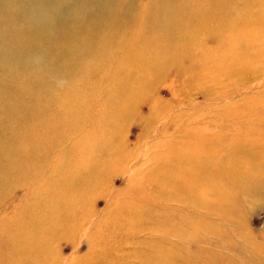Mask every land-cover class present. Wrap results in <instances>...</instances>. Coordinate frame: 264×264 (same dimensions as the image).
Here are the masks:
<instances>
[{"label":"rangeland","instance_id":"374dc122","mask_svg":"<svg viewBox=\"0 0 264 264\" xmlns=\"http://www.w3.org/2000/svg\"><path fill=\"white\" fill-rule=\"evenodd\" d=\"M28 84L0 264H264V0H0V100Z\"/></svg>","mask_w":264,"mask_h":264},{"label":"bare ground","instance_id":"6f19581e","mask_svg":"<svg viewBox=\"0 0 264 264\" xmlns=\"http://www.w3.org/2000/svg\"><path fill=\"white\" fill-rule=\"evenodd\" d=\"M116 5V4H115ZM168 5V4H167ZM173 6V5H172ZM206 6V5H205ZM156 7V6H155ZM166 7V6H165ZM117 8V7H116ZM168 8V7H167ZM169 9V8H168ZM166 10V9H165ZM118 11H119V9H118ZM121 11V10H120ZM168 11V10H167ZM179 11V10H178ZM122 12V11H121ZM169 12V11H168ZM204 12V11H203ZM120 13V12H119ZM167 13V12H166ZM187 13V12H186ZM168 14H170V13H168ZM204 14H206V13H204ZM164 15V14H163ZM82 16V15H81ZM171 17H172V15H171ZM163 18V17H162ZM161 18V19H162ZM176 18V17H175ZM167 19V18H166ZM155 20V19H154ZM154 20H153V22H154ZM168 20V19H167ZM156 21V20H155ZM159 21H161L160 19H159ZM158 21V22H159ZM162 21H163V19H162ZM161 21V22H162ZM170 21V20H169ZM137 22V21H136ZM157 22V23H158ZM199 22V21H198ZM140 23V22H139ZM112 24V23H111ZM150 24V23H149ZM148 24V25H149ZM158 24H160V23H158ZM167 25H168V23H167ZM188 25V24H187ZM244 25V24H243ZM162 26V25H161ZM87 27H89V26H87ZM86 27V28H87ZM111 27V26H110ZM79 28V27H78ZM94 28H95V26H94ZM98 29V28H97ZM159 29V28H158ZM178 29V28H177ZM191 30V29H190ZM252 30V29H251ZM71 31V30H70ZM77 31V30H76ZM79 31V30H78ZM72 33V32H71ZM70 33V34H71ZM75 33V32H74ZM241 33H243V32H241ZM259 33V32H258ZM79 34V33H78ZM184 34H186V32L184 33ZM237 34H239V33H237ZM77 35V34H76ZM96 35V34H95ZM91 36V35H90ZM93 36V35H92ZM97 36V35H96ZM106 36V35H105ZM104 36V37H105ZM183 36H185V35H183ZM189 36V35H188ZM187 36V37H188ZM263 37V36H262ZM51 38V37H50ZM106 38V37H105ZM189 39V38H188ZM109 40H110V38H109ZM49 41V40H48ZM47 40H46V42H48ZM53 40H51L50 42H52ZM96 41V40H95ZM15 42V41H14ZM80 42V41H79ZM104 42V41H103ZM253 42V41H252ZM40 43V42H39ZM44 43V42H43ZM53 43V42H52ZM92 43V42H91ZM81 44V43H80ZM100 44V43H99ZM46 45V44H45ZM77 45V44H76ZM76 45H75V48H76ZM79 45V44H78ZM77 45V46H78ZM92 45V44H91ZM104 45V44H103ZM102 44H101V48H104V47H102L103 46ZM47 46H48V44H47ZM50 46V45H49ZM48 46V47H49ZM53 46V45H52ZM44 47V46H43ZM90 47V46H89ZM91 47H93V46H91ZM46 48V47H45ZM51 48V47H50ZM74 48V47H73ZM81 48V47H80ZM85 48H87V47H85ZM95 47H93L92 49H94ZM90 49V48H89ZM89 49H88V51H89ZM65 49H63V51H64ZM76 50V49H75ZM82 50H83V48H82ZM91 50V49H90ZM45 51H47V50H45ZM51 51H53V49L51 50ZM67 51H69V50H67ZM66 51V52H67ZM74 51V50H73ZM78 51H80V50H78ZM88 51H86V52H88ZM92 51V50H91ZM94 51V50H93ZM102 51H103V49H102ZM101 51V52H102ZM147 51V50H146ZM38 52V51H37ZM56 52V51H55ZM59 52H61V50L59 51ZM62 53V52H61ZM64 53V52H63ZM63 53H62V55H63ZM77 53V52H76ZM92 53V52H91ZM96 53H97V50H96ZM47 54V53H46ZM66 54V53H65ZM71 54V53H70ZM74 54V53H73ZM73 54H71V55H73ZM79 54V53H78ZM90 54V53H89ZM93 54V53H92ZM95 54V53H94ZM98 54V53H97ZM131 54V53H130ZM130 54H129V56H130ZM61 55V54H60ZM59 55V56H60ZM75 55V54H74ZM76 56V55H75ZM81 56H82V54H81ZM80 56V57H81ZM90 56H92V55H90ZM49 57V56H48ZM61 57V56H60ZM79 57V58H80ZM95 57V56H94ZM98 57V56H97ZM145 57V56H144ZM55 58H57V57H55ZM54 58V59H55ZM71 58H72V56H71ZM76 58L78 59V57L76 56ZM83 58V57H82ZM88 58V57H87ZM46 59H47V57H46ZM45 59V60H46ZM62 59V58H61ZM75 59V58H74ZM86 59V58H85ZM113 59V58H112ZM70 60H72V59H70ZM76 60V59H75ZM94 60V59H93ZM110 60V59H109ZM130 60V59H129ZM47 61V60H46ZM48 61H49V59H48ZM55 61V60H54ZM83 61V60H82ZM102 61H103V59H102ZM40 62H42L41 60H40ZM60 62H61V60H60ZM60 62H59V64H60ZM81 62V61H80ZM90 62V61H89ZM91 62H92V60H91ZM137 62V61H136ZM49 63H53V62H50L49 61ZM48 63V64H49ZM71 63V62H70ZM82 63V62H81ZM86 63H88V62H86ZM85 63V64H86ZM141 63V62H140ZM42 64H45V63H42ZM47 64V65H48ZM90 64V63H89ZM51 65H53V64H51ZM129 65V64H128ZM69 66V65H68ZM14 67V66H13ZM44 67H45V65H44ZM50 67V66H49ZM55 67V66H54ZM53 67V68H54ZM86 67H88L87 65H86ZM92 67V66H91ZM101 67V66H100ZM47 68V67H46ZM52 68V69H53ZM85 68V67H84ZM48 69V68H47ZM60 69V68H59ZM59 69L58 70H56V72L57 71H59ZM62 69H64V68H62ZM90 69H92V68H90ZM49 70V69H48ZM51 70V69H50ZM49 70V71H50ZM26 71H28V70H26ZM64 71V70H63ZM71 71V70H70ZM79 71V70H78ZM88 71V70H87ZM91 71V70H90ZM65 72V71H64ZM63 72V73H64ZM85 73H86V71H84ZM104 72V71H103ZM137 72V71H136ZM47 73V72H46ZM61 73V72H60ZM80 73V72H79ZM88 73V72H87ZM29 74V73H28ZM82 74V73H81ZM83 75H85L84 73H83ZM82 75V76H83ZM81 76V75H80ZM80 76H79V78H80ZM26 77H27V80L29 79V82H30V80H31V82L32 81H37V79L38 78H36V74H34V73H31V74H29V75H26ZM69 79H71V78H69ZM120 80V79H119ZM77 81H79V80H77ZM41 84V83H40ZM29 85V84H28ZM39 85V84H38ZM42 85V84H41ZM47 85V84H46ZM51 86H53V85H51ZM55 86V85H54ZM44 87H46V86H43V88ZM47 87H49V86H47ZM42 87L40 86L39 87V89H41ZM101 88V87H100ZM46 89V88H45ZM57 89H59V88H57ZM43 90V89H42ZM46 91V90H45ZM44 91V92H45ZM1 92V91H0ZM41 92V91H40ZM29 93H30V97H29V100H27L28 102L27 103H23L24 101H20V100H18V99H16L15 98V100L14 101H16V104H14L13 102H12V100L14 99L13 97L12 98H10V96H4V98H2V100H0V101H2V102H0V140L1 139H4V135L5 136H8L9 137V139L11 140V143H10V145H8L9 146V148H6L5 150L4 149H0L1 151H0V155H1V153L3 154V156L7 159V158H9V157H11V156H9V155H4L5 153H13V154H17V153H20V151H19V149L25 144H23L22 145V142L21 141H23L27 136H29L30 135V133H28V131L30 132V130H27V132H21V126L23 125V124H25V122H26V120H28V119H30V120H32L33 118H35L36 117V119H35V122L37 121V119H40L41 117H42V112H43V114L44 113H47V111H45V110H43V109H41L40 111H39V109H37V104H40V102L38 101L39 100V98L36 96V95H38V93H39V90L37 91V90H35L34 89V86H28L27 87V90L25 89V90H19L18 88L16 89V93H14V94H18V96L20 95V96H22L23 95V97H24V95L25 94H28L29 95ZM58 93V92H57ZM56 93V94H57ZM65 94V93H64ZM49 95V94H48ZM47 95V98L48 99H46V101L44 102V104L42 103V104H40L41 106H44V107H48V104L50 105V103H51V101H54L53 100V98L51 97V95H49L48 96ZM58 95V94H57ZM19 96V97H20ZM53 96V95H52ZM18 97V98H19ZM22 98V97H21ZM25 98H26V96H25ZM38 98V99H37ZM62 98H64V97H62ZM93 98V97H92ZM1 99V98H0ZM41 99V98H40ZM42 100V99H41ZM61 100H63V99H61ZM69 100V99H68ZM19 101V102H18ZM61 103V102H60ZM63 103V102H62ZM66 103V102H65ZM65 103H63V104H65ZM23 105V106H22ZM58 106V105H57ZM72 106V104L70 105V107ZM68 107V106H67ZM91 107V106H90ZM38 110L37 112L35 111V110ZM52 109V108H51ZM91 110V109H90ZM46 115V114H45ZM28 116V117H27ZM44 116V115H43ZM79 116V115H78ZM46 118V117H45ZM25 121V122H24ZM34 122V123H35ZM39 122V121H38ZM45 122V121H44ZM48 122V121H47ZM46 122V123H47ZM40 124H42L41 122L40 123H38V126L40 125ZM49 124H50V122L47 124L48 126H49ZM31 125V124H30ZM28 126V125H27ZM37 126V127H38ZM51 126V125H50ZM35 127V126H34ZM36 127V128H37ZM32 129L33 127H28V129ZM41 128V127H40ZM40 128H37V129H40ZM25 129H27V127H25ZM42 129H44L43 127H42ZM41 129V130H42ZM33 130V129H32ZM33 131H35V130H33ZM27 133V134H26ZM33 133V132H32ZM262 133H264V131L263 132H260V135L262 134ZM37 137V136H36ZM262 137V136H261ZM260 137V138H261ZM45 138V137H44ZM257 138H259V136L257 137ZM253 139V140H250V141H246V142H244L245 144H249L250 145V147L252 148V157L251 158H249L248 157V159L249 160H245L246 162H248V164L249 165H253V167L254 168H256V167H258L257 165L258 164H261L262 163V161L260 162V159H258V161H259V163H257L256 162V160H257V158H258V156H260V157H262L261 158V160H264L263 158H264V143H263V141H261V139L259 138V139ZM30 139H31V136H30ZM6 140H8V139H6ZM34 140V139H33ZM36 140V139H35ZM7 144H8V142H7ZM6 147V146H5ZM24 147H26L25 145H24ZM24 147H22L20 150L22 151L21 153H20V157H19V161H21L23 158L21 157V156H23V155H25V154H27V152H26V149L24 148ZM1 148V147H0ZM24 149H25V151H24ZM222 149V148H221ZM244 149V148H243ZM46 151V150H45ZM29 152V151H28ZM40 152V151H39ZM57 155V154H56ZM226 156V155H225ZM247 156V155H246ZM4 157L2 158V160L4 159ZM16 158H17V156H15ZM228 157V156H227ZM240 157V156H239ZM259 157V158H260ZM13 158H14V156H13ZM243 158V157H242ZM234 159L235 158H233L232 160L234 161ZM221 160V159H220ZM231 160V161H232ZM237 161H239V159H236ZM235 160V161H236ZM223 162V161H222ZM239 163H241V162H239ZM2 164H5V165H7L6 166V168H10V169H16V167H15V161L13 160V159H9V160H6V162L4 163V162H1V158H0V167H2L3 168V166L4 165H2ZM222 165H223V163H221ZM236 164V163H235ZM241 165V164H240ZM252 165H251V167H252ZM235 166V165H234ZM236 166H237V164H236ZM236 166L234 167V169L235 170H237L236 169ZM242 166V165H241ZM226 167V166H225ZM243 167V166H242ZM260 168V167H259ZM9 169V170H10ZM233 169V168H232ZM242 169V168H241ZM224 170V169H223ZM251 170V169H250ZM258 170V169H257ZM261 170V169H260ZM259 170V171H260ZM227 171V170H226ZM228 171H230V170H228ZM232 171V170H231ZM242 171V170H241ZM256 171V170H255ZM258 171V172H259ZM263 173H264V170H261ZM233 172V171H232ZM246 172H247V169H246ZM257 172V171H256ZM257 172V175L259 174ZM236 173V172H235ZM235 173H231L233 176H235L236 177V175H235ZM237 174V173H236ZM242 174V173H241ZM247 175V174H246ZM254 175H256V174H254ZM256 175V176H257ZM260 176H262V174L260 175ZM191 178H193V176L191 177ZM220 179V178H219ZM258 179L259 178H257V180H255V181H258ZM254 179H252V181H253ZM263 180H264V177H263ZM207 181H208V179H207ZM255 181H254V183H255ZM259 181H261V179L259 180ZM259 181L256 183V184H258L259 183ZM175 183V182H174ZM214 183V182H213ZM249 183V182H248ZM253 183V182H252ZM261 183V182H260ZM263 184V183H262ZM262 184H260V185H262ZM183 185V184H182ZM214 185V184H213ZM245 185V184H244ZM247 185V184H246ZM251 187H253L254 185H250ZM249 187V186H248ZM256 187L257 186H254L253 188L254 189H256ZM219 189V188H218ZM246 189H248L247 187H246ZM245 189V190H246ZM250 189V188H249ZM253 189V190H254ZM223 190H228V187L226 188V186H223ZM230 190V189H229ZM250 190H252V188L250 189ZM260 190V189H259ZM167 191V190H166ZM182 191V190H181ZM247 191V190H246ZM187 192V191H186ZM222 192V191H221ZM227 193V192H226ZM225 193V194H226ZM256 193H257V191H256ZM255 193V194H256ZM185 194V193H184ZM211 194H214V193H211ZM258 194V193H257ZM206 195V194H205ZM222 198H224L223 196H222ZM7 199V198H6ZM10 199V198H9ZM168 199V198H167ZM8 200V199H7ZM11 200V199H10ZM9 201V200H8ZM173 201H174V203H176V204H179L178 202H175V201H179L180 203H182L183 202V200L181 199V197L180 196H175L174 198H173ZM231 202L229 201V203L228 204H230ZM232 203H234L233 201H232ZM182 204H184V203H182ZM181 205V204H180ZM234 205H236L235 203L232 205V209H233V206ZM176 207V206H175ZM229 207H230V205H229ZM228 208V207H227ZM226 208V209H227ZM230 208V209H231ZM223 212H225V211H223ZM227 213H224V215H226ZM217 229V228H216ZM197 231V230H196ZM153 234V233H152ZM247 240V239H246ZM253 242V241H252ZM253 245H255L256 246V244H258V243H256L255 244V242H253L252 243ZM251 244V245H252ZM255 246H253V247H255ZM258 246H260V243H259V245ZM230 249V248H229ZM232 250V249H231ZM256 252H255V257L254 258H257V259H261L262 260V262H264V250H262V248L260 247H258V248H256V250H255ZM156 253V252H155ZM157 254V253H156ZM206 254V253H205ZM253 255V254H252ZM143 256V255H142ZM241 258H243V257H241ZM240 258V259H241ZM206 261H209L210 259H212L210 256H206ZM248 259V258H247ZM151 261H152V258L150 259ZM178 260V259H177ZM250 260V259H249ZM248 260V261H249ZM252 260V259H251ZM258 260V261H259ZM241 261V260H240ZM243 261V260H242ZM261 262V261H260ZM237 263V262H236ZM257 263H259V262H257ZM146 264H148V263H146Z\"/></svg>","mask_w":264,"mask_h":264}]
</instances>
